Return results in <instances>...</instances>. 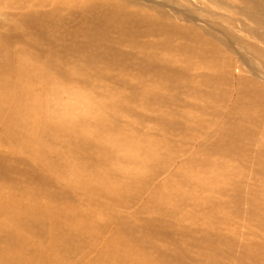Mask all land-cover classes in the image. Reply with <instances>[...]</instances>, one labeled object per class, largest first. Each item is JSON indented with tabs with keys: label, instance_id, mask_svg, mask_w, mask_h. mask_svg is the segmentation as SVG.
Masks as SVG:
<instances>
[{
	"label": "rangeland",
	"instance_id": "374dc122",
	"mask_svg": "<svg viewBox=\"0 0 264 264\" xmlns=\"http://www.w3.org/2000/svg\"><path fill=\"white\" fill-rule=\"evenodd\" d=\"M0 264H264V0H0Z\"/></svg>",
	"mask_w": 264,
	"mask_h": 264
}]
</instances>
